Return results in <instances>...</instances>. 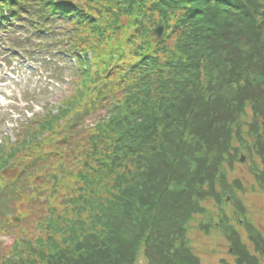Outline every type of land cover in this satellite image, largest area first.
Listing matches in <instances>:
<instances>
[{"label":"trees","instance_id":"16d2710c","mask_svg":"<svg viewBox=\"0 0 264 264\" xmlns=\"http://www.w3.org/2000/svg\"><path fill=\"white\" fill-rule=\"evenodd\" d=\"M10 27L60 86L0 133V264H203L228 167L264 187V0H0Z\"/></svg>","mask_w":264,"mask_h":264},{"label":"rangeland","instance_id":"374dc122","mask_svg":"<svg viewBox=\"0 0 264 264\" xmlns=\"http://www.w3.org/2000/svg\"><path fill=\"white\" fill-rule=\"evenodd\" d=\"M10 28V32H5L7 29L0 31V123L4 121V130L14 136L17 110L19 106L27 104L25 99L36 93H55L60 85H57V81L53 82L51 73L47 72L50 66L54 70L52 63L45 62L42 65L38 52L32 55L30 46L36 40L27 41L32 38L28 29ZM14 33L16 34L12 35ZM11 36L16 44L9 42ZM35 104L39 110L38 104ZM12 114L14 118L6 119ZM245 154L242 153L240 160L233 167H228L226 172V180L236 192L234 196L231 195L232 199L229 197L221 204L216 199L208 202L206 207L212 211V217H209V213L197 214L190 222L187 233L190 245L203 264H224L223 260L230 264H264V244L260 249V241L257 240V230L263 232L264 236V187L259 181V175L252 169L254 165H249V156L244 158ZM244 220L250 221L254 225L247 224L257 228H249ZM214 222L220 226H213ZM229 235H240L244 247L236 252L231 251ZM0 240L3 243H12L13 234H0ZM136 264L149 263L140 254Z\"/></svg>","mask_w":264,"mask_h":264},{"label":"flooded vegetation","instance_id":"af4514ba","mask_svg":"<svg viewBox=\"0 0 264 264\" xmlns=\"http://www.w3.org/2000/svg\"><path fill=\"white\" fill-rule=\"evenodd\" d=\"M244 222H245V220H244ZM246 224L247 223H250L251 225H254V224H252L250 221H247V222H245ZM253 223H255L254 221H253ZM255 224H258V223H255ZM251 225H249V224H247V226L249 227V228H252L253 226H251ZM254 227H256V226H254ZM253 227V228H254ZM257 228V227H256ZM254 230H255V228H254ZM257 232H258V237H257V240H259L260 241V249H262V244H264V236H263V232H261V231H258L257 230Z\"/></svg>","mask_w":264,"mask_h":264},{"label":"water","instance_id":"95a60500","mask_svg":"<svg viewBox=\"0 0 264 264\" xmlns=\"http://www.w3.org/2000/svg\"><path fill=\"white\" fill-rule=\"evenodd\" d=\"M156 34L159 38H162L165 34V25L161 24L157 29H156Z\"/></svg>","mask_w":264,"mask_h":264}]
</instances>
